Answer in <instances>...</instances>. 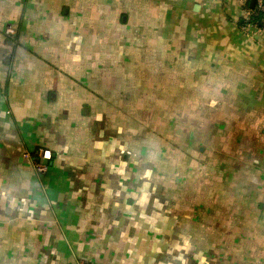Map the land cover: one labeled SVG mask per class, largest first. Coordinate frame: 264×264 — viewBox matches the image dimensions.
Instances as JSON below:
<instances>
[{
	"label": "crops",
	"instance_id": "obj_1",
	"mask_svg": "<svg viewBox=\"0 0 264 264\" xmlns=\"http://www.w3.org/2000/svg\"><path fill=\"white\" fill-rule=\"evenodd\" d=\"M241 18L0 0V264H264V29Z\"/></svg>",
	"mask_w": 264,
	"mask_h": 264
},
{
	"label": "built area",
	"instance_id": "obj_2",
	"mask_svg": "<svg viewBox=\"0 0 264 264\" xmlns=\"http://www.w3.org/2000/svg\"><path fill=\"white\" fill-rule=\"evenodd\" d=\"M242 18L240 29L249 33L250 31H261L264 29V0H255L251 6V0H241ZM7 36L12 34L10 29L5 31ZM32 160L34 172L38 175L45 174L49 169L48 162L51 160L50 152L38 149L33 155H26ZM79 264H88L85 261H80Z\"/></svg>",
	"mask_w": 264,
	"mask_h": 264
},
{
	"label": "water",
	"instance_id": "obj_3",
	"mask_svg": "<svg viewBox=\"0 0 264 264\" xmlns=\"http://www.w3.org/2000/svg\"><path fill=\"white\" fill-rule=\"evenodd\" d=\"M255 0H251V6H253Z\"/></svg>",
	"mask_w": 264,
	"mask_h": 264
}]
</instances>
